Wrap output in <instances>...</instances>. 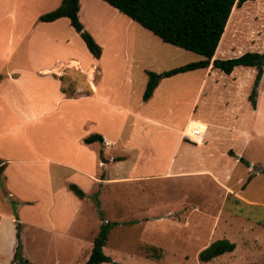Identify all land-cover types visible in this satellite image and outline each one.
Masks as SVG:
<instances>
[{
	"label": "rangeland",
	"instance_id": "1",
	"mask_svg": "<svg viewBox=\"0 0 264 264\" xmlns=\"http://www.w3.org/2000/svg\"><path fill=\"white\" fill-rule=\"evenodd\" d=\"M60 1L0 0V73H4L9 64L13 65L16 55H20L17 60L23 62L22 65L28 63L24 55L28 50L27 42L32 40H35L34 47H31L29 52L31 51V56L37 57L35 59L33 56V60L36 62L39 61V57L42 61L49 58L54 60L55 57L71 56L82 60L84 68L88 69V64L95 61L91 60L90 56L88 60L83 58L85 57L83 50L86 47L80 35L68 25V19L66 20L67 27L66 25L63 28L60 27L64 34L69 35L73 32L71 33L73 39L67 42H65L67 37L66 39H54L55 32L52 29L54 25L39 20L42 14L55 9ZM79 1V19L102 48V57L100 61L98 60L99 68L96 73L97 81L105 87L104 89L108 85L113 88L119 86L118 89H115L117 92L113 100L126 103L131 108H137L139 105L142 108L149 106L150 111L142 110L141 112H144L143 114L148 117L157 115L158 121H161L162 124L147 122L145 119L136 121L134 116H130L128 121L124 122L126 124L122 128L124 134L139 126H143V129L149 133H159L158 130H162V128L165 130L168 125L174 126L180 119L177 126L179 130L177 128L174 130L173 140L169 135H166L162 140L157 136L156 140L159 143L153 142V146L154 148L163 145L169 147L171 143L176 145L177 142H183L177 157L179 155L181 158L186 156L189 159V164L177 162L174 167L177 170L178 167H182L184 171H193V174H188L189 176L167 179L162 176L147 177V180H151L145 183L131 181L132 183L125 185L126 188L119 186L117 191L121 192L120 194L125 193L131 204V209L126 210V216H128L126 218L125 215H122L125 211L120 207L118 212L120 219L103 216V214L109 215L107 209L105 211L100 209L98 201V194L104 190V186L101 184L98 187H93L87 194L85 202L95 211L99 209V217L96 212L98 228L105 221L120 223L124 220L125 224L122 228L115 227L109 231L103 252L122 264H197L199 260L196 254L202 247L214 240L225 238L235 243L234 251L225 253L214 260L201 262V264H264V136L261 135L264 132V91H262L260 100L259 116L261 118L255 127L260 134L255 131L254 136L248 141H244V138L248 139L246 132L249 130L248 125L254 121V117H251L252 119L247 117L246 121L249 124L243 122V131L239 130L232 135L226 132L221 133V131L218 132V136L214 140L215 146L222 150L225 149L229 157L228 167H226L229 169L223 178H219L223 185L212 176L214 173L216 177H219L217 175L219 170L215 169L214 171V166H209L211 163L202 159L209 156L204 152L205 146L210 144L209 136L206 134L201 141H195L185 136L187 133L185 126L193 106V94L195 93L194 96H197L200 90L202 95L198 97L199 99L194 105L197 108L192 109L196 111L192 116L193 120L198 119L226 127V124L221 122L229 117L226 116L229 110L233 112L231 115L236 116L238 120L248 116L250 113L248 111L252 107L248 96L256 76V69L237 67L231 74L213 69L203 88L201 79L206 70H202L201 73L199 70L189 71L163 78L159 85L160 95L155 94L153 100H151L152 98L148 100V102L151 101L150 104L146 105V102L142 103L141 101L147 81L146 71L161 73L201 60L203 57L162 42L150 31L102 0ZM255 6H258V10L255 9ZM245 14L247 19L243 21ZM62 23L64 24L62 21L59 22L60 25ZM249 31H253V33L248 34ZM231 40H233L232 43ZM218 50L219 59L235 58L245 52L264 54V0L249 1L240 7H233ZM239 52H241L240 55H238ZM262 59L264 60V56ZM72 64L77 65L78 63L72 62ZM92 72L91 67L88 70L90 78ZM79 78L81 77L79 76ZM82 80L85 81L83 78ZM240 84H243L239 88L243 93L241 92L242 95L238 98V108L235 111L236 106L232 104V101L227 103L222 96L227 91L230 93L236 91ZM262 87L264 88V82ZM84 89L83 93H87V87ZM67 91L72 92V90ZM5 94L7 93L5 92ZM232 98H235V93H232ZM138 110H141L140 107L135 111ZM27 112L26 109L23 110V114ZM122 117L117 121L119 124L125 118V116ZM235 123L236 128L241 129L240 122ZM151 125H157L160 128H155L157 126L153 128ZM193 126L199 127L196 123H193ZM85 127L88 130L87 134L95 132L91 124L87 123ZM220 129L223 130L222 127ZM212 130L213 128L207 127L206 133ZM18 133L19 131L14 135H18ZM3 141L4 137L1 139V142ZM124 144L116 146V152L111 154V162L128 160L132 164L137 161V151L129 149ZM94 145L98 147L99 143L96 142ZM146 146L148 147L150 144H146ZM81 147L83 154L84 148L87 149V147L86 145ZM120 148L125 151L118 150ZM84 153L86 154V152ZM7 154L16 156L17 153L11 148L6 150ZM211 155L209 157L214 156ZM172 156L170 154L169 158L165 160L167 166L172 164ZM159 157L165 159L168 157V152L164 151ZM215 157L218 158L219 169H223L221 167L225 165L226 158L220 159L219 154ZM249 160L258 162L260 165L255 163L252 167L249 165ZM128 161H124L125 164H129ZM155 163L157 162L155 161ZM121 165L123 164L114 165V169L123 167ZM86 170L90 171L91 169ZM257 170L258 174L246 185L248 176L254 175ZM198 172L209 173L201 175L197 174ZM40 173L41 170L38 168L11 166L7 170V174L0 178V212L14 218L23 199L33 196L39 199L48 198L45 184L42 179H37L40 178ZM52 173L55 188H61L65 184V178H71L70 181L79 184L85 182L79 173L71 176L76 172L69 169L52 168ZM5 177L8 178L11 185L6 186L8 180ZM32 178L37 180L36 186L32 183ZM113 187L114 185H109L108 190L111 191ZM243 187H245L243 197L255 200V202L241 201L230 192H239ZM9 188L15 190L12 196H7L4 193L8 192ZM63 194L64 192H61L60 196ZM62 199L64 200V198ZM31 221L28 211L24 212L23 222L21 221L26 224L21 236L23 256L33 264H46L54 252L57 255V251L47 248L43 240L47 236L41 235V237L39 233L34 232L27 224ZM147 227L148 229H146ZM14 243V219L13 221L10 218L3 219L0 227V264L11 263ZM63 264H80V262L77 263L76 259L74 261L63 260Z\"/></svg>",
	"mask_w": 264,
	"mask_h": 264
},
{
	"label": "crops",
	"instance_id": "2",
	"mask_svg": "<svg viewBox=\"0 0 264 264\" xmlns=\"http://www.w3.org/2000/svg\"><path fill=\"white\" fill-rule=\"evenodd\" d=\"M255 1L258 2V0ZM258 6H255V9L258 10ZM67 19L68 18L66 17H62L52 22L43 23H51L52 25H54V27L52 28L55 32L54 39H66L67 37L68 39L65 40V42H67L73 39V36L71 35V33L73 32L67 35L64 34V32L60 28H63L64 25H66L67 27ZM245 19H247L246 14L244 15L243 21ZM61 21L64 22V24L62 23V25H60L59 22ZM68 25L73 31H75L71 27L70 23ZM67 30L68 32H70L69 29ZM252 33L253 31H249L248 34ZM222 37L223 34L221 36L220 42L222 40ZM34 42L35 40L27 42L28 50L24 55L28 60V63L26 65H22L21 63L23 62L17 60L20 55H16L13 65L9 64L7 66L6 64L7 67L5 68L4 73H0V159L6 163L3 170V176L7 174V170L11 166L17 165L19 167L27 166L34 169L38 168L41 170V173L39 175L40 178L37 179H42L43 183L45 184L48 198L39 199L33 196L32 198L22 200V205H20L19 210L16 211L18 215V221L21 224V236L23 233L22 231L23 229H25L26 225L24 223H21V221L23 222V213L28 211L29 219H31L32 221L27 224L30 226V228H32L34 232L39 233L40 236H47V238L43 240L45 241L48 249L57 251V255H55L54 252V255L49 261L46 262V264H63V260L74 261L75 259L77 263L80 262V264H83L89 257L94 238L99 232L101 225L109 223V221L102 222V224L98 228V221L96 217L97 213L98 217L100 215L98 212L99 209L95 211V209L89 207L85 202L87 194H89L93 187H98L101 184H103L104 186V190H102L100 194H98V201L100 204V209L104 211L105 209H107L109 215L103 214V216H110L120 219L118 217L119 209L122 208L125 211L122 215H125L124 217L126 218L128 217L126 216V210L131 209V204L129 198L125 193L120 194L121 192L117 191L119 190V186H123L126 188L125 185L132 183L131 181H135L136 183H145L151 180H147V177L162 176L167 179L189 176L188 174H193V171H184L182 170V167H178L177 170L174 167L177 162L181 164H189V159L186 158V156H184V158H181L180 155L179 157H177L178 154H180L183 142H177L176 145H172L171 143L169 147L163 145L154 148L153 146V142L159 143L156 140L157 136H159V138L162 140L165 139L166 135H169L173 140L175 134L174 130L176 128L179 130L177 126L178 122H180V119L177 120V124H174V126L168 125L166 126L165 130L163 128L162 130H158L159 133H149L148 131L143 129V126L136 127L135 125V129H131L129 130V132H127V134H124V131L122 130V128L126 125L124 124V122H127V119L130 116H134L136 118V121L145 119V121L147 122H153L154 124L159 125L161 124V121H158L157 118L159 117L157 115H153L156 118L148 117V115L146 116L143 114L144 112H141L142 110H149V106H144L142 108V106L139 105L138 107H140L141 110L135 111L138 107L131 108L126 103L113 100L116 97L117 92V90L115 89H118L119 86L113 88V86L111 87L110 85H108L106 86V89H104L105 87L102 86V84L99 83L96 78V73L98 72L99 68L98 63L102 57V54L100 58L97 59L91 56L87 48L83 50V55L85 56L83 57L84 59L88 60L90 56V58H92L91 60H95L94 62L88 64V69L84 68V63L82 60L71 56H67L65 58L55 57L54 60L52 58H49L42 61L39 57V61L36 62L35 60H33V56L35 59L37 57L35 55L31 56V51L29 52L31 47H34ZM230 42L232 43L233 40H231ZM218 46L215 50L212 60L218 58ZM240 54L241 52L238 53V55ZM72 62H77L78 64L74 65L72 64ZM91 67L93 72L91 73L92 77L90 78L88 70ZM244 68L256 69L254 67ZM197 70H199L200 73L202 72V70H206L204 77H202L201 79V85L203 88L207 77L210 76V72L211 70H213V68L210 64L207 68ZM79 76L81 78H79ZM82 78L85 81H83ZM263 82L264 66L261 80L258 86V95L256 98L257 102L255 108L251 107L248 111L250 112L249 115L243 119L240 118L239 120L236 116H232L231 114H233V112L229 110L228 114H226V116L229 117L221 122L226 124V127L216 125L215 123L211 124L209 122H203L198 119L193 120L192 116L196 111L192 109L197 108L194 107V105L199 99L198 97L202 95L200 94L201 90L199 91L197 96H194L195 93L193 94V106L189 112L190 118H188V121L186 123L185 131L187 133H190L193 128H195L193 126V123H196L199 125L198 128L203 133L202 137L199 136L197 140L201 141V139L206 134L209 136L210 144L205 146L204 152L209 156L211 155L210 152H213L214 154L212 155L214 156L211 155L212 157L207 156V158L204 157L202 159L207 160L208 163H211L209 166H214V171L215 169L216 171L219 170V172L217 173L219 177H216L214 173H211L215 179L217 178L216 180L219 183V178H223V176L229 169H226V167H228L229 157L225 149L222 150L220 147L215 146L214 140L217 138L218 132L221 131V133L226 132L229 135L235 134L239 130L243 131V122L245 121L247 125L249 124L248 121H246L247 117H254V121H252L251 124L248 125L249 130H246L248 139L242 137L244 138V141H248L252 136H254L255 131L260 134L255 127L257 126L258 120L261 118L259 116V113L262 91H264V88L262 87ZM160 84L161 80L159 81L151 96L152 99H149L153 100L155 94L160 95ZM243 84H240L239 87L236 88V91L232 92L235 93V98H232V93L228 91L224 96H222L227 103L232 101V104L236 106V109H234L235 111H237L238 108V98L241 97L243 93V91H241L239 88L242 87ZM85 87H87V93H83ZM67 90H72V92ZM5 92L8 95L5 94ZM148 100L141 101L142 103L146 102V105H149L151 101L148 102ZM24 109H26L28 112L23 114ZM121 115L125 116V118L122 120V125V121L120 124L117 122L119 118L122 117ZM238 121L240 122L241 129L236 128L235 122ZM87 123L91 124L93 129H95L93 130L95 132L87 134L88 130L85 127V124ZM155 126L152 127L154 128ZM207 127H211L213 128V130L206 133ZM221 127L223 128V130L220 129ZM155 128L159 129L160 126H157ZM18 131V135H14ZM263 133H261L262 136H264ZM91 134H99L102 136V143L98 142V147H95L94 145V143L96 142H92L89 144L84 143L83 140ZM3 137L4 141L1 142V139ZM153 139H155V141H153ZM121 144L127 145L129 149H135L137 151V161L135 163L133 162L131 164V162L128 160L111 162V154H114L117 150L116 146H119ZM146 144H150V146L147 147ZM83 145H86L87 149L84 148L85 150L82 154L81 146ZM11 148L12 150H16V156H11L9 154L6 155V150ZM118 150L122 149L120 148ZM122 151H125V149H123ZM164 151L168 152V157H165V159L159 157V155ZM84 152H86V154ZM170 154L173 155L171 157V159H173V162L171 165L167 166L165 160L169 158ZM217 154H219L220 159L226 158L225 165L221 167L223 169H219L218 167V158L215 157L217 156ZM124 161H128L129 164H125ZM155 161L157 163H155ZM249 162V165H252V167L255 163L260 165V163L253 162L252 160H249ZM120 164H123L121 165L123 167H119V170H115L114 165ZM52 168H65L76 172L71 176H75L77 173H79L83 180H85V182H80L79 184L75 183V181H70L71 178H65V184H61V188H55L53 184L54 178ZM88 168H90L91 170H86ZM167 168H169V170H167ZM208 173L209 172H198L197 174L203 175ZM257 174L258 170L254 175H249L251 177L249 179L248 176V180L245 182V184L247 185ZM5 178L6 180H8L7 177ZM31 181L36 186L37 180L35 178H32ZM69 183L76 184L78 187H80L85 193V197L83 199H79L77 196H75L67 187ZM8 185H11V182L9 180L7 181L6 186ZM109 185H114L111 191L108 190ZM225 188L228 189L226 186ZM244 188L245 187L239 190V192H230L240 198L241 201L255 202V200H250L243 197L245 190ZM61 192H64L62 196H60ZM4 193L7 196H12L15 193V190L9 188V191ZM62 198H64V200ZM8 218H10L11 221H13L14 219L13 217H8L0 212V227L3 223V219ZM109 224L110 227L107 233L105 245L108 240L109 231L115 227H117L118 229L122 228L125 225L124 220L120 221V223L114 221L113 223ZM176 227L178 226L176 225ZM146 229H148V227ZM162 231L164 232L163 229ZM145 232L148 231L145 230ZM209 244L210 243L202 247L200 251L206 248ZM198 253L196 254L197 258ZM165 259H167L166 256ZM150 261L155 262L154 260ZM197 264H201V261H198Z\"/></svg>",
	"mask_w": 264,
	"mask_h": 264
},
{
	"label": "trees",
	"instance_id": "3",
	"mask_svg": "<svg viewBox=\"0 0 264 264\" xmlns=\"http://www.w3.org/2000/svg\"><path fill=\"white\" fill-rule=\"evenodd\" d=\"M112 8L118 10L130 20L136 22L144 29L150 31L162 42L178 48L197 53L203 59L171 68L161 73L146 71L147 82L142 95V101L151 98L159 81L179 73L207 68L210 64L225 74H230L236 67H254L256 76L249 93V101L253 108L256 105L258 86L263 73L264 54L258 52H245L240 56L228 59L215 58V50L220 42L223 31L231 15L233 7H240L244 2L254 0H102ZM79 0H61L55 9L42 14L41 22H52L59 18L69 19L71 27L80 35L87 50L94 58H100L101 46L84 28L79 16ZM1 78V75H0ZM84 143H102V136L91 134ZM243 161L242 158H240ZM6 163L0 159V178ZM251 176H249L250 179ZM68 189L79 199L85 197L83 190L76 184L69 183ZM15 219V248L11 264H33L26 260L22 254L21 224L17 213ZM110 224L105 223L93 241L88 259L83 264H122L113 261L103 252ZM235 244L228 239H217L198 253L201 262H208L214 258L232 252Z\"/></svg>",
	"mask_w": 264,
	"mask_h": 264
},
{
	"label": "built area",
	"instance_id": "4",
	"mask_svg": "<svg viewBox=\"0 0 264 264\" xmlns=\"http://www.w3.org/2000/svg\"><path fill=\"white\" fill-rule=\"evenodd\" d=\"M185 134H186L185 136H187L188 138L196 141L199 136L202 137L203 133L200 131L199 128L195 127L190 133H185Z\"/></svg>",
	"mask_w": 264,
	"mask_h": 264
}]
</instances>
